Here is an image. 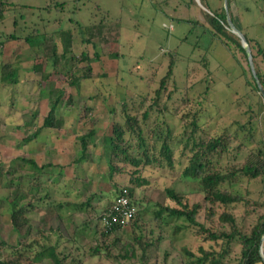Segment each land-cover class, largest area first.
<instances>
[{
	"label": "rangeland",
	"instance_id": "obj_1",
	"mask_svg": "<svg viewBox=\"0 0 264 264\" xmlns=\"http://www.w3.org/2000/svg\"><path fill=\"white\" fill-rule=\"evenodd\" d=\"M226 3L227 8L225 0H0V71L6 63L17 67L15 84L0 78V240L14 246L18 239L7 224L5 196L13 184L31 186L37 178L54 192L58 183H64L70 194L85 188L87 196L97 195L90 200L95 209L69 206L61 210L63 220L43 205L29 213L32 229L44 227L58 252L78 258L79 264H139L141 250L136 243L133 257L130 251L121 255V247L113 245H109L113 254H106L103 246L109 238L101 234L96 219L98 208L117 186L130 185L138 210L133 231L152 241L144 264H208V260L198 262L200 247L212 250L210 257L221 253L220 264H236L240 256L237 235L228 244L225 238L206 240L197 225L169 217L166 211L156 213L162 205L176 204L166 195V188L183 193L190 203L203 197L199 177L183 174L191 154L190 145L185 146L189 135L229 131L225 151L212 157L213 168L236 170L247 160L262 162L258 155H264V94L246 83L251 73L247 55L234 42L228 41V49L213 35L207 14L224 8L244 36L264 47V0ZM226 28L233 32L228 23ZM28 35L32 40L39 38V43L29 46ZM53 47L58 62L74 57L67 62L72 63L71 72L88 76L77 85L70 84L68 75L59 73L63 70L52 63ZM257 58L264 71V62ZM169 64L171 74L164 77ZM59 92L55 116L63 126L42 127L49 100ZM123 103L139 117L144 134L167 130L172 140L174 165L140 166V177L145 179L140 183L129 181L131 165L110 177L99 142L111 132L114 121L123 122ZM145 111L146 121L141 117ZM193 114L197 125L191 123ZM38 128L34 138L25 139ZM89 129H95L86 150L89 155L76 163L78 135ZM40 165L39 173L33 174ZM221 186L243 195V200L227 209L236 227L248 233L264 210V175L240 177ZM203 212L199 210L198 221L205 222ZM57 226L58 233L52 232ZM210 226L229 230L227 223L218 220V213ZM112 235L131 247L133 235L128 226ZM96 245L99 253L93 252ZM8 252H0V257ZM19 260L15 264H40L27 256Z\"/></svg>",
	"mask_w": 264,
	"mask_h": 264
},
{
	"label": "trees",
	"instance_id": "obj_2",
	"mask_svg": "<svg viewBox=\"0 0 264 264\" xmlns=\"http://www.w3.org/2000/svg\"><path fill=\"white\" fill-rule=\"evenodd\" d=\"M193 1V0H190ZM211 11V14H207V21L209 25L213 28V35L217 37L223 45H226L228 49V41L235 43L236 47L246 56L244 46L242 45L240 38L233 32L228 31L226 28V13L224 8L221 11ZM232 18V15L230 14ZM191 22V20H187ZM194 22V20L192 21ZM91 35V33H90ZM12 38H18L16 34L10 35ZM246 40L250 46L251 54L253 57L254 66L256 69V74L261 86L264 90V71L259 67L258 56L260 60L264 62V47L257 42L253 43L252 39L245 34ZM30 35L25 36V40L28 45L33 47V45L38 44L40 39L32 40ZM87 41V39H86ZM51 59L54 66L59 65V68L63 70L59 72L61 74H67L68 82L72 85H77L83 77L88 76L87 74H77L76 72H71V64L67 63L72 61L74 57L66 58L63 54L61 56L65 57L63 62L57 61L55 56L54 47L52 48ZM82 57L88 59L85 54ZM69 64L65 66L64 63ZM90 66L87 67L90 70ZM243 74L246 71L242 70ZM250 73V71H249ZM171 74V64L168 65L167 72L164 77H168ZM0 78L2 82L15 84L17 82V67L10 64H3L1 66ZM246 83L251 85L254 90H259L256 78L250 73V79L246 78ZM164 79H161L160 87H163ZM62 92L55 95L50 101L49 110L43 118L42 127L50 128H61L63 122L60 118L55 116V109L58 101L60 100ZM124 120L123 122L114 121L111 126V132L107 135H103L99 141L102 146V154L105 156L106 165L108 168V174L112 177L114 174H119L126 172L128 168L133 166L132 174H130L129 181L140 183L144 178L140 177L139 167L146 164L157 163L160 167L167 164L170 167L174 165L173 156V146L172 140L169 136L168 131L166 132L158 130H150L148 133L144 134V130L139 123V117L136 114H132L127 110V105L123 103L122 107ZM193 119L192 124L197 125L196 121ZM141 117L146 121L148 113L145 111L142 113ZM40 128L36 129L31 135L25 137L26 140L34 138ZM193 131V130H192ZM95 134V129H89L78 135V154L73 159L74 162H81L86 159L89 155L86 150L90 144V139ZM231 134L229 131L224 130L221 133L214 135H204L199 137H191L189 142L185 143V146L189 147L191 152L188 158V164L185 165L183 169V174L186 176H197L202 185L203 197L201 200L190 203L188 198L183 193H177L171 188H166V195L171 198L176 204L175 205H162L156 212L160 214L162 211H166L169 217H182L189 223L195 224L198 227L199 232L202 237L206 240H217L226 239V243L233 241L236 235L239 239L240 244V256L236 264H257L261 262L264 258V210L258 216L257 221L250 227L248 233H242L237 227L234 216L228 211L227 207L234 202L243 200V195L236 192H232L221 184L227 182H236L240 177L256 178L259 175H264V155L259 153L258 155L262 162L258 159L255 161L247 160L236 170L227 169L223 171L221 169L213 168L212 157L217 154L218 157L222 154L229 141ZM95 138L93 144L95 143ZM95 145V144H94ZM158 147V148H157ZM24 161V158H21ZM32 165L35 162L32 159H27ZM23 165V164H22ZM20 165V166H22ZM42 165L37 169L38 171L33 174L39 173L42 169ZM37 178L33 180L35 184L31 186H23L18 182L13 184L11 191L5 196V200L9 205V211L6 213L7 224L10 229L17 233V241L14 246H8L5 241L0 240V252L5 249H9V252L3 257H0V264H15L22 256H27L28 259L36 261L40 264H79L80 260L69 254H61L57 250V243L51 242L50 236L45 233V228L41 225H37L35 230L31 226V218L29 213L41 205L45 207H50L52 213L58 220H63L61 210L67 209L69 206L73 208L79 206H90L91 208H96L90 200L95 197L96 194L91 192L88 196L81 192V188L74 190L73 194H70V189L65 187L64 183H58L55 186V192L49 186L40 185ZM83 187V186H81ZM122 188L126 189V194L136 206V198L134 196V190L130 185H120L115 189L114 195L108 199V202L98 208L97 212V225L100 228L101 234L107 239L109 238V243L104 245L106 254L110 255L113 252L110 251L113 245L118 247V249L123 250L125 255L127 251H130L133 257L135 243L139 246L140 261L139 264L145 263L146 252L148 248L152 245L151 240H145L142 234H135L133 227L137 226L136 223V213L132 219L126 224L132 232V244L129 247L127 244H121L120 238L112 235L113 232L120 229L119 226L107 227L100 221V217L105 213L111 206L113 199ZM84 197L85 200L81 198ZM97 200V199H96ZM83 201V202H82ZM94 205V206H93ZM261 205V204H260ZM264 207V203L262 204ZM217 207H221L220 211H216ZM203 209L204 221H198L199 210ZM218 213V220L222 223H227L229 225L228 231L216 230L210 226L213 216ZM59 226L53 229L52 232L58 233ZM50 234V233H49ZM201 255L197 257L198 262H203L208 260V264H220V260L217 256H211L213 251L204 250L202 247L199 248ZM11 250L15 253L13 256ZM100 246L96 245L93 248L94 253H99ZM29 254L31 255L29 257ZM22 262V261H20ZM131 264H135L134 261H130Z\"/></svg>",
	"mask_w": 264,
	"mask_h": 264
},
{
	"label": "built area",
	"instance_id": "obj_3",
	"mask_svg": "<svg viewBox=\"0 0 264 264\" xmlns=\"http://www.w3.org/2000/svg\"><path fill=\"white\" fill-rule=\"evenodd\" d=\"M126 189L122 188L115 196L111 206L100 217V221L107 227L125 226L132 219L136 206L126 194Z\"/></svg>",
	"mask_w": 264,
	"mask_h": 264
},
{
	"label": "water",
	"instance_id": "obj_4",
	"mask_svg": "<svg viewBox=\"0 0 264 264\" xmlns=\"http://www.w3.org/2000/svg\"><path fill=\"white\" fill-rule=\"evenodd\" d=\"M225 8H227V3H226V0H225ZM226 19H227V23L228 25L232 28L233 32L237 33L238 36L241 38L242 40V45L244 46V49H245V52H246V55H247V59H248V64H249V67H250V70L253 74V76L256 78V82H257V85H258V88L260 90V92H262V94H264V90L261 86V83L259 82L258 78H257V74H256V71L254 69V65H253V60H252V54H251V49L250 47L247 45V41H246V38L244 36V34L238 30L236 28V26L234 25L233 21L231 20V18L228 16V13H227V10H226ZM246 45H245V44ZM264 238V236L262 237V239ZM264 260V258H263Z\"/></svg>",
	"mask_w": 264,
	"mask_h": 264
}]
</instances>
